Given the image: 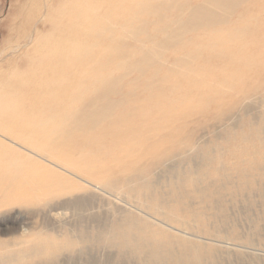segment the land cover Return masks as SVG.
<instances>
[{
    "label": "rangeland",
    "instance_id": "obj_1",
    "mask_svg": "<svg viewBox=\"0 0 264 264\" xmlns=\"http://www.w3.org/2000/svg\"><path fill=\"white\" fill-rule=\"evenodd\" d=\"M58 2L0 0V78ZM173 72V91L145 103L160 109L158 139L137 132L91 138L68 157L50 152L80 187L51 182L0 208V264H264V76L237 94L189 88L188 69L173 63ZM62 168L47 162L33 176L51 180Z\"/></svg>",
    "mask_w": 264,
    "mask_h": 264
},
{
    "label": "bare ground",
    "instance_id": "obj_2",
    "mask_svg": "<svg viewBox=\"0 0 264 264\" xmlns=\"http://www.w3.org/2000/svg\"><path fill=\"white\" fill-rule=\"evenodd\" d=\"M58 3L65 7L51 8L43 20L49 28L38 31L12 75L0 78V121L9 127L0 135V208L35 188L80 187L51 151L68 157L81 144L92 147L91 138L137 132L143 141L158 139L160 109L145 103L173 91V63L188 69L191 78L182 83L192 89L240 94L263 82L256 78L264 76V0ZM129 120L141 129L127 127ZM47 162L66 175L54 170L51 180L36 179Z\"/></svg>",
    "mask_w": 264,
    "mask_h": 264
}]
</instances>
